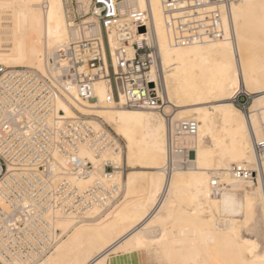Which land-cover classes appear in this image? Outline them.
<instances>
[{
  "label": "bare ground",
  "instance_id": "1",
  "mask_svg": "<svg viewBox=\"0 0 264 264\" xmlns=\"http://www.w3.org/2000/svg\"><path fill=\"white\" fill-rule=\"evenodd\" d=\"M119 10L147 15L133 42L153 49L149 76L161 86L163 113L113 106L104 81L94 83L93 101H80L72 89L54 100V115L79 116L76 157L92 167L86 178L69 180L81 192L98 183L109 198L78 216L54 213L48 220L59 240L37 264H137L140 255L154 264H264L260 187L229 172L252 167V140L264 131V0H233L224 38L188 46L173 43L160 0H122ZM77 36L64 0H0L3 68L56 77L64 63L50 70L51 60ZM239 94L250 98L247 114L233 103ZM163 114L197 123L196 135L179 141L193 152L187 167L169 176ZM105 164L113 167L107 176ZM212 177L221 184L217 194Z\"/></svg>",
  "mask_w": 264,
  "mask_h": 264
},
{
  "label": "built area",
  "instance_id": "2",
  "mask_svg": "<svg viewBox=\"0 0 264 264\" xmlns=\"http://www.w3.org/2000/svg\"><path fill=\"white\" fill-rule=\"evenodd\" d=\"M121 1L64 0L68 30L78 36L71 37L51 60L50 70L64 63L56 77L0 66V263L41 262L59 240V232L52 231L48 220L54 213L78 216L109 198L98 183L81 192L69 180L70 176L86 178L92 167L76 157L83 139L80 118L54 115L57 97L63 98V92L72 89L80 101H93L94 83L104 81L109 90L107 102L113 106L163 113L161 86L149 76L153 49L133 42L137 31L146 30L142 25L147 15L139 11L121 14ZM232 1L160 0L173 43L188 46L223 39L228 31L222 20ZM233 103L247 114L248 96L239 94ZM163 117L164 171L169 176L175 168L187 167L193 152L179 141L195 136L197 123L174 122L170 114ZM252 147V167L233 166L229 172L258 185L264 207V131L261 138H253ZM112 172L113 167L105 164L102 174ZM220 187L218 178L212 177V194ZM41 227L48 231L37 232Z\"/></svg>",
  "mask_w": 264,
  "mask_h": 264
},
{
  "label": "rangeland",
  "instance_id": "3",
  "mask_svg": "<svg viewBox=\"0 0 264 264\" xmlns=\"http://www.w3.org/2000/svg\"><path fill=\"white\" fill-rule=\"evenodd\" d=\"M119 141H120V144H121V146L123 148L124 147V143L121 140H119ZM127 171H128V169L126 168L125 165H123V170H122L123 174H125ZM118 197L119 196L116 197L117 198L116 200L117 201H119V200L121 201V198L118 199ZM243 235L245 237H250V235L248 233H243ZM136 259H137L136 260L137 264H154L153 262L149 261V257L144 256V255H140Z\"/></svg>",
  "mask_w": 264,
  "mask_h": 264
},
{
  "label": "water",
  "instance_id": "4",
  "mask_svg": "<svg viewBox=\"0 0 264 264\" xmlns=\"http://www.w3.org/2000/svg\"><path fill=\"white\" fill-rule=\"evenodd\" d=\"M139 31H140V32H142V31H143V29L141 28Z\"/></svg>",
  "mask_w": 264,
  "mask_h": 264
}]
</instances>
